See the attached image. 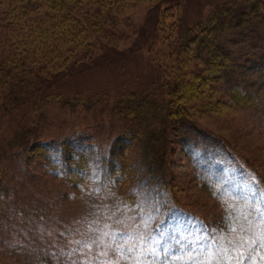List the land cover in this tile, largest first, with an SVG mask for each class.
Listing matches in <instances>:
<instances>
[{
    "label": "rangeland",
    "instance_id": "rangeland-1",
    "mask_svg": "<svg viewBox=\"0 0 264 264\" xmlns=\"http://www.w3.org/2000/svg\"><path fill=\"white\" fill-rule=\"evenodd\" d=\"M212 1L81 2L92 16L98 5L107 9L113 5V15L117 16L113 38L119 40L102 52L77 45L63 58V69L59 64L57 68L49 66L52 72L41 84L43 92L38 96L51 93L66 100L80 95L88 99L91 109L63 105L59 98L46 102L36 97V88L14 112H0V168L6 175L0 179V264H179L178 257L189 259L183 252L194 246L185 234L166 235L165 245L140 239L137 234L147 228L144 219L132 211L113 215L108 212L110 196L79 192L55 176L45 159L44 146L43 150L25 152V147L33 142L54 148L63 138L71 137L66 133L82 138L92 133L98 163L116 152L115 161L134 166L133 171L129 170L128 186L139 187L145 177L149 178V186L167 185L168 193L184 209L210 226L223 221V199L229 200L232 193L251 191L255 181L264 184L262 16L237 20L221 33L216 45L227 53L228 68L216 90L206 88L196 102H188L191 122L170 128L163 112L148 113L140 121L139 137L133 145L125 150L117 146L116 138L125 125L122 117L113 114V104L132 91L148 92L155 86L150 93L159 99L165 90H160L163 87L159 66L163 61L157 57L161 52L155 54L150 47L161 10L167 6L179 8L184 26L203 14ZM19 18L16 33H21L29 53L32 55L36 47L38 55L43 53L51 59L41 37L58 38L61 31L58 32L56 18L26 10ZM69 31L89 34L93 42L100 35L79 27ZM83 50L85 59L81 60L78 56ZM231 88L246 96L244 102L235 100ZM157 110V106L151 109ZM149 156L156 171L151 175L144 172L141 163ZM138 174L141 176L137 179Z\"/></svg>",
    "mask_w": 264,
    "mask_h": 264
},
{
    "label": "trees",
    "instance_id": "trees-1",
    "mask_svg": "<svg viewBox=\"0 0 264 264\" xmlns=\"http://www.w3.org/2000/svg\"><path fill=\"white\" fill-rule=\"evenodd\" d=\"M83 1L0 0V112L11 114L31 97L36 88L39 90L36 97L46 102L59 98L61 104H70L72 108H92L88 99L80 95L66 100L61 99L59 95L55 98L51 93L38 96L43 92L40 90L43 80L46 83L49 73L52 72L49 66L57 68L60 65L63 69L66 66L63 58L77 45L102 52L104 48L113 46V43L119 40L113 38V30L117 25L113 5L110 9L98 5L92 16L83 9ZM22 10L41 11L45 16L56 18L55 24L60 28L58 32L61 31L58 38L50 40L41 37V43L52 55L51 59L49 55L44 57L43 53L38 55L35 52L36 47L32 46V55L27 50L28 45L26 41H22L17 26ZM97 12L103 15L96 16ZM256 16L264 18V0H214L203 14L184 26L179 8L164 7L156 20L153 29L155 35L152 36L150 47L155 54L156 51L161 52L157 55V59L163 61L162 66H159L162 80L160 86L163 87L160 90H165L162 97L157 98L158 101L154 94L150 93L155 90L153 86L148 92H129L113 104V114L118 118L122 117L121 121L125 125L116 138L118 148L125 150L133 145L135 138L139 137L140 121L145 119L148 113L163 112L170 128L180 122H191V105L188 102H196V98L200 97L206 88L216 90L228 68L227 53L216 45L221 33L228 26L236 24L237 20L245 21L248 17L252 19ZM65 24L68 26L63 27ZM77 27L87 31L91 29L93 33L100 35L93 42L89 34H71L69 30H75ZM89 53L88 51L87 54ZM79 56V59H85L84 50ZM232 90L237 97H234L235 100L244 102L246 96L239 89L231 88ZM37 98L34 102L35 109L38 108ZM155 106L159 110L151 111ZM66 134L71 137L63 138L54 148L49 144L33 142L24 150L28 154L32 153L33 149L43 150L44 146L45 159L52 165L51 170L55 176L63 178L79 192H90L94 195L104 193L110 196L108 212L113 215L122 216L132 211L144 219L147 228L137 234L140 239L165 245L166 235L181 237L185 234L194 246L183 252L188 254L189 259L178 257L179 264H208L213 256L216 259L212 260V264H230L225 256L235 259L239 255L231 250L230 237H235L237 232L239 235L248 234L249 225L245 223V218L251 221L257 233L256 239L259 238L261 227L257 222V213L264 209V184L260 181H255L249 192L232 193L229 200L223 199V221H219V225L210 226L203 223L194 213L184 209L176 197L168 193L167 185L162 186L159 183L158 187L149 186V178L145 177L140 180L139 187L128 186L129 170L133 171L134 166L115 161L113 157L116 152H111L98 163L95 159L96 147L91 143L92 133L83 138L73 137L72 133ZM143 156L146 159V155ZM2 157L3 155H0V158ZM112 160L114 164L111 163ZM141 163L144 172L150 175L152 171L156 173L151 158ZM3 172L1 167L0 179L1 176H6ZM161 172L165 178V166H162ZM134 176L132 173L131 180ZM140 176L141 174H138L137 179ZM240 226H243L244 231L240 230ZM176 227L179 228L180 235ZM233 228L237 231H233ZM253 248L255 251L252 248L246 249L242 264H264V249L257 245H253Z\"/></svg>",
    "mask_w": 264,
    "mask_h": 264
},
{
    "label": "snow or ice",
    "instance_id": "snow-or-ice-1",
    "mask_svg": "<svg viewBox=\"0 0 264 264\" xmlns=\"http://www.w3.org/2000/svg\"><path fill=\"white\" fill-rule=\"evenodd\" d=\"M257 215L259 217V222L261 227V231L259 233L258 239H256L257 233L254 231L251 221L248 220L247 218H245V223L249 225V228L247 229L248 234L239 235V232H237V235L235 237H230L231 250L239 254L235 259H233V257L231 256H227V255L225 256V259L229 261L230 264H242V260L243 258H245L246 249L252 248V250L255 251L253 245H257L262 249H264V209L260 210L257 213ZM240 230L244 231L243 226H240ZM233 231H237L236 228H233ZM215 259L216 257L213 256L212 259L209 260L208 264H212V260Z\"/></svg>",
    "mask_w": 264,
    "mask_h": 264
}]
</instances>
